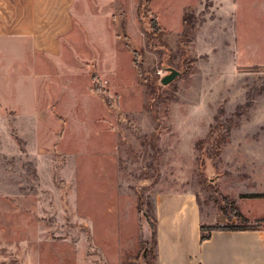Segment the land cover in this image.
<instances>
[{
	"label": "rangeland",
	"instance_id": "1",
	"mask_svg": "<svg viewBox=\"0 0 264 264\" xmlns=\"http://www.w3.org/2000/svg\"><path fill=\"white\" fill-rule=\"evenodd\" d=\"M137 2L82 0L59 52H37L26 71L29 98L17 52H0V264H27L29 249L34 264H97L100 248L110 262L124 252L121 264H152L153 192L160 187L190 185L210 220L228 215L227 199L201 171L220 169L207 160L261 90L257 79L235 111L220 107L237 97L230 22L241 9L250 23L239 33L264 59L261 0H149L138 9ZM149 8L162 35L149 29ZM162 65L180 73L161 84ZM252 108L254 121L264 119V98ZM261 125L248 128L255 136L243 151L258 165L252 185L264 190ZM113 200L121 204L113 208ZM255 209L264 214V198ZM14 236L19 260L8 251Z\"/></svg>",
	"mask_w": 264,
	"mask_h": 264
},
{
	"label": "crops",
	"instance_id": "2",
	"mask_svg": "<svg viewBox=\"0 0 264 264\" xmlns=\"http://www.w3.org/2000/svg\"><path fill=\"white\" fill-rule=\"evenodd\" d=\"M81 1L0 0V52L3 53L4 49L10 48L17 52L14 60L15 69L19 73V80H22L26 86L21 90H24L28 98L30 78L26 71L35 66L37 52L50 55L59 52V39L71 30L73 9L80 6ZM257 10L262 14L260 17L263 18L260 21L264 27V0H261L260 8ZM241 11L243 13L239 10L236 18L230 22L237 28L234 37L237 43L235 48L231 49L233 63L230 68L237 97L231 106L225 107L223 100L220 107L225 113L235 111L236 107L247 99V88L254 86L257 79H260L257 84L261 86V90L253 94L249 104L240 110L236 118L227 126L225 140L220 144L215 159L207 160L208 164L220 163V169L215 170L210 167L209 171L201 172L212 181L217 192L232 200L240 214L249 221H254L264 218V214H258L255 209L257 202L264 196L253 194L264 190L259 188V181L257 187L252 185L255 182L258 165H254L253 161L249 162L247 157H244L243 144L244 140L249 138L252 140L255 136V131H249L248 128H257L262 126L261 122L264 123V119L254 121L249 115L254 103L259 98H264V59L254 56L257 44L248 42L247 38L239 33L240 25L247 29L250 23L245 18L248 10L241 9ZM226 23L229 25L228 21ZM19 103L16 102L15 106H12L16 112ZM215 111L211 112L208 124ZM108 204H113V208H117L121 202L113 200ZM227 214L218 215L215 220L218 223L237 221L233 212L228 211ZM214 222L201 212L197 191L190 185L155 189L153 264H264V226L246 229H212L205 238L200 239L199 225ZM126 223L124 219L120 222L123 229H126ZM13 240L15 242L8 246V251L11 252L13 259L18 257L19 260L18 236L16 238L14 236ZM98 250L97 264H121L127 260L126 254L120 251L118 258L110 262L108 258L107 260L104 258L109 255L101 248ZM33 255V249L27 250V264H34ZM15 260L16 262L7 264H19L17 259Z\"/></svg>",
	"mask_w": 264,
	"mask_h": 264
},
{
	"label": "trees",
	"instance_id": "3",
	"mask_svg": "<svg viewBox=\"0 0 264 264\" xmlns=\"http://www.w3.org/2000/svg\"><path fill=\"white\" fill-rule=\"evenodd\" d=\"M149 2V0H138L137 2V9L140 6H146V4ZM148 9V7H147ZM149 10L152 12L153 9L149 8ZM153 14L150 16L149 19V29L151 30H157L160 35H162V30L159 28L158 24L156 23L157 17L156 13L153 10ZM145 37L148 35V31L144 33ZM132 60L135 59V51L132 50ZM200 140V139H199ZM197 140V141H199ZM225 140L223 138L221 140V143ZM196 141V142H197ZM219 152V147L216 149V155H218ZM255 196H264V192H258L253 194ZM223 199H227V206L229 207L230 212H233V214L237 218V222H230V223H212V224H200L199 229H200V234L199 238L203 239L208 235V232L212 229H246V228H257L259 226H262L264 223V218L261 219H256L254 221H249L246 217H244L242 214L239 213V211L236 209V207L233 205L232 200L226 198L225 196H222ZM152 232H153V225H152ZM152 239L154 240V234L152 233ZM153 264V263H152Z\"/></svg>",
	"mask_w": 264,
	"mask_h": 264
},
{
	"label": "water",
	"instance_id": "4",
	"mask_svg": "<svg viewBox=\"0 0 264 264\" xmlns=\"http://www.w3.org/2000/svg\"><path fill=\"white\" fill-rule=\"evenodd\" d=\"M161 69H163L165 72L159 77V82L161 84H167L170 81H172L179 73L180 71L173 66L170 65H162Z\"/></svg>",
	"mask_w": 264,
	"mask_h": 264
}]
</instances>
